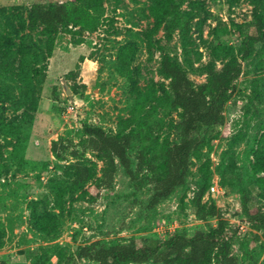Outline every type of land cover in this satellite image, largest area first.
I'll use <instances>...</instances> for the list:
<instances>
[{
  "label": "rangeland",
  "instance_id": "374dc122",
  "mask_svg": "<svg viewBox=\"0 0 264 264\" xmlns=\"http://www.w3.org/2000/svg\"><path fill=\"white\" fill-rule=\"evenodd\" d=\"M59 1L87 7L94 0H0V62L19 64L23 55L27 73L31 66H47L40 76L24 79L0 73V264H96L76 256L79 246L133 237L164 242L176 233L209 231L218 218H200L193 203L204 185L203 203L220 207L238 264L264 263V230L243 209L246 201L264 213V0H166L168 17L189 16L190 30L185 36L176 25L169 32L168 19L152 39L147 32L162 0H102L92 6L101 14L97 27L63 28L47 58L49 34L42 24L30 25V12L36 2ZM250 34L259 38L253 42ZM164 54L178 60L197 87L207 82L211 63L219 70L236 60L241 71L224 122L191 132L204 143L192 153L186 182L147 208L152 185L137 189L123 168L112 189L93 183L104 160L83 147V127L132 132L135 163L143 147L160 162L164 147L185 135L182 109L168 104L170 79L160 72ZM60 137L64 159L52 151ZM78 160L95 171L82 187L65 174L66 165ZM214 181L225 188L224 196L209 191Z\"/></svg>",
  "mask_w": 264,
  "mask_h": 264
},
{
  "label": "trees",
  "instance_id": "16d2710c",
  "mask_svg": "<svg viewBox=\"0 0 264 264\" xmlns=\"http://www.w3.org/2000/svg\"><path fill=\"white\" fill-rule=\"evenodd\" d=\"M101 3L102 0H94L87 7L64 1L33 4L30 25L36 27L42 24L49 34L47 58L52 55L55 47L54 34L59 33L63 28L69 25L89 29L97 27L101 14L94 13L92 6H101ZM161 3L163 4L156 7L157 21L153 30L147 32L148 38L152 39L153 33L159 30L164 20L168 19L169 32L172 27L182 25L186 36L190 30V17L171 13L169 18L166 0H162ZM254 24L259 30L261 29L259 19ZM251 25L253 24H247L246 27ZM249 38L255 42L259 36L250 34ZM8 45L5 46V50H1L3 54L8 51ZM0 46H2L1 43ZM9 65V61H1L0 73L8 75L12 72L21 78L40 76L45 73L47 67L31 66L30 72L27 73L23 55L19 64L13 62L12 66ZM206 71L207 82L197 87L178 60L173 59L169 54L163 55L160 72L170 79L168 104L175 109H182L185 135L181 141L164 147L160 157L162 159L158 163L148 156V150L144 147L138 152L135 163L130 155L132 132L112 134L101 126L84 124L83 132L86 138L82 142L83 147L97 152L104 160L102 175L93 182L97 187L112 189L117 173L120 168H123L124 173L137 189L144 184L152 185L153 192L146 202V207L153 208L186 182L192 153L198 151L204 143L201 135L193 136L191 132L224 122L226 103L241 67L236 60H229L219 70L211 63ZM66 149L63 137L52 142V151L57 158L64 159ZM74 153L76 155L79 152ZM260 169L264 171L263 163L260 164ZM65 174L71 179L74 187H82L93 181L95 171L92 166L78 160L66 165ZM206 189L204 185L195 192L193 203L200 218L206 219L208 216L218 218V225L209 231H197L191 236L186 233H176L164 242L148 237H133L126 242L113 244L97 240L79 246L76 256L93 260L96 264H143L149 261L164 264H210L212 262L238 264V257L233 254L231 244L225 236L226 220L222 216L220 207L214 201L209 206L203 203ZM243 209L248 221L257 229L264 230V213L257 207H250L246 201L243 203Z\"/></svg>",
  "mask_w": 264,
  "mask_h": 264
},
{
  "label": "built area",
  "instance_id": "2783aa9c",
  "mask_svg": "<svg viewBox=\"0 0 264 264\" xmlns=\"http://www.w3.org/2000/svg\"><path fill=\"white\" fill-rule=\"evenodd\" d=\"M70 109V107H69ZM212 194L214 195H221L224 196L226 193V190L224 187H222L221 185H219L216 181H214L211 186H210V190H209ZM238 211H241V208L237 209Z\"/></svg>",
  "mask_w": 264,
  "mask_h": 264
}]
</instances>
